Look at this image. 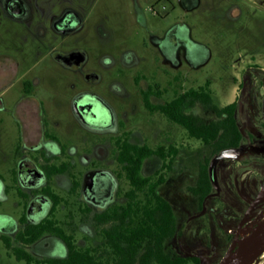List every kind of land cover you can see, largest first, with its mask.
Returning <instances> with one entry per match:
<instances>
[{"label":"flooded vegetation","instance_id":"af4514ba","mask_svg":"<svg viewBox=\"0 0 264 264\" xmlns=\"http://www.w3.org/2000/svg\"><path fill=\"white\" fill-rule=\"evenodd\" d=\"M165 1L173 12L184 4L0 0V39L29 42L33 48L21 54L0 46V135H5L0 156V254L9 260L115 264L107 234L115 233L123 214L124 227L132 225V184L121 153L125 140L138 142L130 139L133 131L128 125L141 111L164 114L155 106L180 93L167 98L178 87V52L184 48L190 59L197 47L186 33L180 37L177 15L164 27ZM102 6H107L102 10L107 25L98 15ZM72 38L108 42L85 48L71 44ZM247 95L244 90L236 94L233 114L243 133L237 147L249 148L234 158H243L255 147L264 129V98L259 102L256 95ZM250 99L260 105L256 127L248 119ZM171 144L177 147L167 146ZM220 192L215 170V186L207 199ZM262 198L264 194L245 224Z\"/></svg>","mask_w":264,"mask_h":264},{"label":"rangeland","instance_id":"374dc122","mask_svg":"<svg viewBox=\"0 0 264 264\" xmlns=\"http://www.w3.org/2000/svg\"><path fill=\"white\" fill-rule=\"evenodd\" d=\"M182 1L184 4H180L174 12L169 2L163 3V25L167 29L177 15L180 37L183 38V32L186 33V37L197 47L190 59L185 55L184 48L179 50L180 74L175 84L178 87L173 94H167V98L177 91L204 85L209 80L214 101L220 106L233 101L235 91L238 94L242 90L248 94V98L256 95L260 102L264 98V78L260 80L259 77L260 71H264V0ZM104 8L101 7L98 15L101 24L107 25L102 14ZM3 39H0V46L4 45L21 54L32 52L29 42ZM70 40L71 44L85 48L108 42L101 38ZM150 43L155 45L153 41ZM176 70L173 69V72ZM166 76L163 75V78L166 79ZM168 76L172 78V73ZM257 109H260V105L250 99L248 119L252 127H256L259 121ZM191 110L206 120L215 117L213 111L205 110L198 104L192 106ZM128 128L133 131L130 139L134 142H145L152 147L174 143L179 148L173 168L167 172L166 181L159 189L171 201L177 220V232L167 239V249L182 255H198L200 264H218L249 203L257 194H264V129L256 137L257 145L243 158L227 157L217 162L215 170L221 192L209 197L202 209L187 186L195 182L198 163L205 156H210V149L200 140L189 137L182 125L162 113L141 111V115L129 123ZM4 138L1 132L0 156ZM243 159L250 161V164L243 167ZM161 163L160 157L150 156L144 163L143 172L153 173L160 168ZM263 202L262 198L250 221L264 215ZM0 264L25 263L9 260L0 254ZM252 264H264V252Z\"/></svg>","mask_w":264,"mask_h":264},{"label":"trees","instance_id":"16d2710c","mask_svg":"<svg viewBox=\"0 0 264 264\" xmlns=\"http://www.w3.org/2000/svg\"><path fill=\"white\" fill-rule=\"evenodd\" d=\"M260 80L264 72L259 73ZM200 105L212 110L215 117L206 120L201 114L193 112L192 106ZM233 100L223 106L218 105L212 96L210 81L204 85L190 87L177 94L172 100L156 105L171 121L182 125L189 137L200 140L210 149L198 163L196 179L187 186L188 191L197 198L198 206L203 207L207 195L214 189L215 182L209 174L211 157L225 148L237 147L243 133L236 122ZM229 111L225 117L224 112ZM178 148L169 146L132 143L127 140L121 153L126 164L127 177L131 181V228H125V214L116 224L115 233L107 234L115 251V264H200L198 255H182L167 249V239L177 232V220L171 201L159 192V186L166 181L167 172L173 168ZM162 159L160 168L153 173L142 171L144 160L151 156ZM247 163L243 165L246 166ZM241 167V169L243 168ZM119 226H123L120 230Z\"/></svg>","mask_w":264,"mask_h":264},{"label":"water","instance_id":"95a60500","mask_svg":"<svg viewBox=\"0 0 264 264\" xmlns=\"http://www.w3.org/2000/svg\"><path fill=\"white\" fill-rule=\"evenodd\" d=\"M247 147H232V148H225L219 151L217 154H215L209 164V174L213 182H215V168L216 164L219 160L227 157H237L240 154L246 152L248 150ZM259 194L249 205L247 208L244 216L242 217L240 223L237 226V229L235 231L234 237L227 248L225 254L221 258L218 264H252L254 260L264 252V232L252 243H250L247 247H245L242 251H240L236 256H234L232 259H228L230 253L234 249V245L236 240L239 237L240 228L245 224V219L247 217V214L254 208V205L256 202L260 199Z\"/></svg>","mask_w":264,"mask_h":264},{"label":"bare ground","instance_id":"6f19581e","mask_svg":"<svg viewBox=\"0 0 264 264\" xmlns=\"http://www.w3.org/2000/svg\"><path fill=\"white\" fill-rule=\"evenodd\" d=\"M264 232V215L253 221L247 222L240 228L239 237L234 249L227 260L232 259L250 243L255 241Z\"/></svg>","mask_w":264,"mask_h":264},{"label":"crops","instance_id":"0c3cea01","mask_svg":"<svg viewBox=\"0 0 264 264\" xmlns=\"http://www.w3.org/2000/svg\"><path fill=\"white\" fill-rule=\"evenodd\" d=\"M236 93H237V91H235V96H236ZM235 96H234V98H235Z\"/></svg>","mask_w":264,"mask_h":264}]
</instances>
